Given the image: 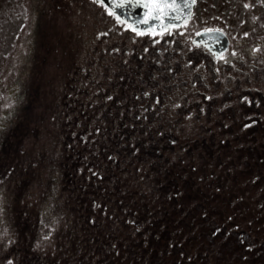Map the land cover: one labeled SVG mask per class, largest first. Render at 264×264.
<instances>
[{
    "label": "flooded vegetation",
    "instance_id": "obj_1",
    "mask_svg": "<svg viewBox=\"0 0 264 264\" xmlns=\"http://www.w3.org/2000/svg\"><path fill=\"white\" fill-rule=\"evenodd\" d=\"M232 1L243 5L245 0ZM228 7L195 0L186 24L158 30L153 36L124 27L98 6L100 24L91 32L95 45L83 59L75 55L81 61L70 63L62 81L57 103L62 104L58 114L64 121L57 137L51 136V151L57 148L55 157H60L56 159L61 165L49 169L52 180L53 172L58 175L50 193L62 195L65 206L80 214V227L106 233L104 241L100 236L95 244L117 240L113 238L116 228L97 218L99 209L104 216L116 214L119 206L126 209L129 198L150 202L179 198L189 185L187 170L189 183L196 180L199 161L210 166L219 157V166H224L217 172L226 179L227 165L247 166L253 150L262 147L264 46L259 41L251 43L246 52L241 42H234L238 30L226 29L230 27ZM245 11L240 8L236 17H244ZM215 19L222 23L214 25ZM205 28L223 29L227 47L220 36L198 39ZM52 92L49 100L55 95ZM191 191L195 194L196 188ZM25 203L19 223L27 225L32 218L35 225V215L29 217L25 209L35 203ZM40 234L49 247L51 233L43 235L42 230ZM14 238L18 240V234ZM49 252L47 248L45 255L25 257L18 253L10 261L52 264Z\"/></svg>",
    "mask_w": 264,
    "mask_h": 264
},
{
    "label": "rangeland",
    "instance_id": "obj_2",
    "mask_svg": "<svg viewBox=\"0 0 264 264\" xmlns=\"http://www.w3.org/2000/svg\"><path fill=\"white\" fill-rule=\"evenodd\" d=\"M249 2L251 1L245 0L242 5V3L232 0H210L211 7L226 8L229 5L226 20L229 21L232 28L226 27V29L233 31V28H236L238 30H235L233 34V40L236 43L241 42L242 46L246 47V52L250 50L247 45L251 43L257 44L259 41L264 46V33L262 32L264 30V4L252 2L251 5ZM76 3L74 1L66 9H62L64 17H61L59 11V15H55L58 17L48 20L49 18L40 15L35 0H0V264L11 262L8 258L12 248H7V246L13 240L12 235L15 234L10 219L15 223L16 212H18L16 210L26 205V201L29 203L33 200L35 203L32 207L27 206V211H31L34 215L33 210L35 209L37 211L35 216L37 213L40 215L42 211L43 215L54 219L51 221L53 226L57 224L56 220L60 217L57 213L59 209L54 208L57 198H54L53 193L49 192L48 196L42 195L45 190L48 191V187L51 188L50 186L54 182L49 171L43 176L32 175L31 161L29 163L27 159L34 157L38 145L44 149L45 155H48L46 158L52 159L54 155V153H50L52 137L53 139L57 137L61 130V122L64 121L62 115L58 114L63 109L61 108L62 104L58 105L57 103L59 102L57 98L63 91L61 83L67 77L70 63L73 60L81 61L72 59L74 52L77 51L76 55L79 59H83L87 56V50L95 45L92 41L91 32L97 29L100 24L97 22V16L93 13V9L95 12L97 8H95L93 0H83V4L86 5L81 7L77 6ZM248 3L249 8L247 7ZM240 8L246 9L243 12L245 16L237 18L236 13L239 12ZM86 12L89 13L86 15ZM83 22L85 25L82 24ZM213 22L214 25L222 23L217 19ZM83 29L88 32L83 34L81 32ZM245 33L247 34L245 35ZM69 46L73 50L75 48V51L72 52ZM38 83L40 87L36 91L35 88L39 85ZM51 92L55 95L49 100L48 94ZM51 109L54 111L55 118L52 117ZM37 110L40 111L38 114H41L42 117L47 116L48 121H41L43 128L41 127L42 132L38 134L39 139L34 141L36 148L26 146L27 150L23 155H27V159L23 155L18 157L17 147L20 150L23 146L21 143L17 145L16 135L18 133L21 135L28 134V138L31 130V118H23V112L34 113ZM38 114L35 113V115ZM56 119L58 123L55 122ZM7 132H12V134L11 141L5 146L4 137ZM37 141L38 143H36ZM236 141L238 142L237 139ZM261 146L264 147V138L261 141ZM262 154L264 156L263 149ZM262 154L259 153V156ZM21 158H23L21 162L23 164L20 170L24 171L23 174L27 178L28 176L30 178L26 182L24 194L19 195L21 193L16 192L19 195V198H16L14 193L15 174L18 167L17 163ZM251 160V164L255 165L248 164L242 169L240 167L242 174L237 175L236 172L232 173V171L226 177L229 198H227V192L224 191L223 195L217 193L214 197L211 195L209 197L210 205H207L205 212H203L201 204L195 203L193 198L187 195L186 190L180 193L177 202H181L182 206L178 204V207H171L169 211L163 209L164 215H161L157 224L152 223L155 230L151 233L144 228V233L147 236L144 238L146 243H143L146 244V248H153L155 253H152L154 255L151 256L149 249H147V252H144L146 253L144 256L146 261L142 259L135 264H146L148 261H152V257L161 260V262L156 261L154 264H264V199L262 197L264 173L259 171L261 168L264 169V165L258 166L264 163L257 164L256 161L252 163L253 158ZM220 162L219 157L210 166L199 161L197 171L204 173V175L217 172L224 166L221 165L222 167H220ZM229 166H226L228 170ZM251 166L259 172L255 173L256 171L253 169L251 171ZM254 176L257 177L254 178ZM245 179H253V185L245 184L247 183V180L243 182ZM239 182L241 186H239ZM101 211L102 209H99L97 213L99 220L103 218V215L100 214ZM155 211L159 214L157 208ZM71 212L70 209L69 213ZM223 214L227 218L233 216L229 224L222 222L225 223L224 228L222 225L219 226L222 229L217 230L212 225L209 230L201 228L208 223H215L217 220H219L218 222L223 221ZM60 215L62 216V214ZM60 221H65V219L62 217ZM99 222L102 223L103 221ZM108 222H104V224L117 228L115 224H112L111 219ZM51 223L50 226H52ZM234 225L238 226L236 229L240 227L237 234L230 232ZM122 229L119 233L126 234L128 229L126 227ZM205 229L207 228L205 227ZM244 231L250 232L246 234L245 238L242 236ZM199 234L204 240L191 237ZM105 235L106 233L101 234V241H104ZM125 237L123 236L122 239L124 243L116 240L115 244L120 242L122 245L130 246V249L140 248L142 245V239H139V242L135 238L129 241L130 237ZM170 239L172 240L169 245ZM197 241H202L205 244L200 250V253L205 252V254H202L200 258L195 248L192 247V243ZM62 242L69 247L67 241L62 240ZM104 245H102V258L96 259L100 264H102V260L103 264L127 263L125 257L123 259L118 257L117 262L114 263L111 260L113 250L109 244ZM134 251L141 259L143 256V253L141 254L142 248L141 252ZM133 254L134 252L129 255L132 257ZM21 264L23 263L21 262Z\"/></svg>",
    "mask_w": 264,
    "mask_h": 264
},
{
    "label": "trees",
    "instance_id": "obj_3",
    "mask_svg": "<svg viewBox=\"0 0 264 264\" xmlns=\"http://www.w3.org/2000/svg\"><path fill=\"white\" fill-rule=\"evenodd\" d=\"M38 4L39 10H40V15L47 17L48 20H51L55 17V15H59V11L61 14V17L64 15L62 14V9H66L68 6L71 5V3H73L74 1L77 2V6H85L86 4H83V0H35ZM94 4H95V8H97L94 12L93 9V13H95V15L98 14V6L99 4H97L95 2V0H93ZM81 12V11H80ZM78 13V12H77ZM89 12H86V15ZM92 13V16L94 15ZM54 15V16H53ZM53 16V17H52ZM51 17V18H50ZM83 25H85V22L82 23ZM41 29V28H40ZM84 30V29H83ZM81 31L83 34H86V31ZM71 51H75V48L73 50V48H71V46H69ZM66 52V51H65ZM77 51L74 52L73 58L72 59H76L75 55H76ZM75 61V60H73ZM72 61V62H73ZM71 62V63H72ZM63 83V82H62ZM61 83V85H62ZM39 84V83H38ZM40 84L38 86H36V91L39 90ZM37 110L34 113H28V112H23V118H27L30 117L31 118V130H30V136L27 138L28 134H17L16 135V143L17 145H19L21 143L22 149L19 150L18 149V157H21L24 152H26V146L28 145V147H33L36 148L34 141H36V139H39V133L42 132L41 127L43 128V125L41 123V121H48V117L47 116H43L41 114H38ZM40 112V111H39ZM35 113H37L38 115H35ZM56 123H58V120L56 119L55 121ZM11 134L12 132H7V134L4 137V143L5 146H7L9 144V142L11 141ZM263 134V133H262ZM261 134V136H262ZM42 136V135H41ZM36 137V138H35ZM35 138V139H34ZM264 136L262 137V141H263ZM38 143V141L36 142ZM44 145V144H43ZM45 147V145H44ZM54 149V155L52 156V159H48L46 158L44 149L40 148V146L38 145V150L35 149V154L34 157L32 156V158H28L27 159V155H23V157L25 156V158L27 159V161L30 164V168L32 167V175L33 174H39L40 176L44 175L47 171H49L50 167H53V165H61V161L59 162L56 158H60V157H55L56 155V150L57 148L53 147ZM262 149L264 150V147H260L258 146L257 151L253 150V162L256 161L257 164L260 163H264V156L262 154ZM58 151V150H57ZM249 152V150H248ZM50 153H52L51 148H50ZM259 153L262 154V156H259ZM49 154V153H48ZM254 155H256L257 157H255ZM48 156V155H47ZM22 159H20L17 167V172L15 174V191L14 193L16 194L15 196H19L24 194L25 188H26V182H28L27 180L30 178L26 175H24V171L22 172ZM249 165H255V164H249ZM264 164H260L258 166H262ZM230 171L229 174L236 172L237 175L238 174H242L241 170L239 169L240 167H231L229 166ZM242 169V167H241ZM256 171L257 172H263L264 173V169L261 168L259 169V171H257L255 168H253V166H251V171ZM20 170V171H19ZM190 170H187V172L189 173ZM186 175L187 177V181L189 184L188 188L185 189L187 192V195L190 198H193V201L195 203L201 204V207L203 208V212H205V208H207V205H210V201H209V197L212 195L214 197L215 193H217L218 195H223V191L227 192V198H229V192H228V187L226 186V179L225 177H223L221 174H219L218 172H214V173H209V174H205L204 173H199L197 171V175H196V180L193 181L192 183H189V175ZM257 176H259L257 174ZM257 176H254L257 177ZM53 178L54 180H58V175L56 174V172H53ZM230 178V177H229ZM251 178V177H250ZM253 178V179H254ZM211 179V181H210ZM253 179H245L243 180V182H246L245 184H249V185H253ZM53 180V181H54ZM55 180V183H56ZM264 180V177H263ZM240 183V182H239ZM219 184V185H218ZM244 184V183H242ZM264 184V183H262ZM53 186V184H52ZM219 186V187H218ZM239 186H241V183L239 184ZM51 187V186H50ZM192 187L196 188L195 194H193V192L191 191ZM225 190H222V189ZM51 191V188L48 187V193L45 190L44 195L46 196L47 194H49V192ZM19 192L21 194L18 195ZM192 192V194H191ZM185 194V193H183ZM48 196V195H47ZM62 196V195H61ZM57 196L56 201H55V209H59L57 211L58 215L60 216L56 221L57 224L55 226H53V222L51 223L52 218L46 217L47 215H43V212L41 211L40 215L35 216V221H37V223H35V225H32V218L29 224L27 225H23L21 226L19 223V212L20 207L18 208V212L17 213V217L15 218V223L13 222V220L10 219V222L13 224V233L15 235L18 234L19 238L18 240H16L15 235H12V241L9 242V246H7V248L11 247L12 250L10 252L9 255V260L10 259H17V254L21 253L22 257H25L29 254H33V253H37L38 255L43 254L45 255L47 252V248H50V254L52 255V264H100L96 259L98 258H102V249L103 246L102 245H98L94 243V239L98 238L101 236V234H105L104 231H92L90 228L85 227V228H81L80 227V223H81V217L80 214L78 213H74L71 212L69 213V209L65 206L63 198L62 197ZM262 197L264 199V187H263V192H262ZM55 198V196H54ZM119 204H121L120 200ZM124 201V199L122 200ZM125 201H128L129 205L127 207L124 208H120V206L116 209L117 213L116 214H109V212L107 214H105L102 218L103 221L108 222L111 219L112 224H115L117 226V230L113 233V230H107L108 233L110 234L111 232L114 234L115 239L120 240L122 243H124V241H122L123 236L126 237H130L129 241L133 240V238L137 239L139 242V239H142V245L135 249H130V246H125L122 245V243L119 242V244H115V242H112V244H110L111 249L113 250V254L111 256V260L116 263L118 257H120V259H123L125 257V260L127 261L126 264H135V263H139L142 259L145 260V254L144 252H147V249H149V254L151 253V256H153L155 253V251H153V248H146V242L145 239L147 234L144 233V228H146V230L149 231V233H151L152 231L155 230V228L152 226V223H158L157 221H159L161 215L163 213V209H166L169 211V208L171 207H178L182 206L183 204L181 202H177V198L175 197H171V198H167V197H159V198H152V201L150 202L149 199L147 198H143V197H134V198H129V199H125ZM113 202V201H112ZM156 203H157V209L159 210V214L155 211L156 210ZM150 206V208H148ZM139 207L140 210L139 212L136 211L135 208ZM132 208V210H131ZM24 209V208H23ZM26 209V208H25ZM63 210H66V212H63ZM37 211L34 209L33 213L35 215ZM62 214V216L60 215ZM27 215H29V217L33 216L31 211H27ZM65 219V221H60L61 219ZM225 218V220H224ZM233 216L230 218V216H225L223 214L222 220L221 222H218L219 220H217L215 223H208L206 226H203L201 228H204V230H209L211 229V225L214 226L215 230L217 229H222L219 228L220 225L223 226V228L225 227V223L229 224L232 220ZM22 219V218H21ZM85 222V221H83ZM87 222V221H86ZM91 222V221H90ZM95 222V219H94ZM225 222V223H222ZM17 223V224H16ZM52 224V226H50L49 224ZM109 223V222H108ZM111 224V223H110ZM205 224V223H204ZM20 225V226H19ZM17 226H19L17 228ZM112 227V225H110ZM127 228L128 231L126 234H120L119 232H121V230H123L122 228ZM205 227L207 229H205ZM236 225L233 226L232 229H230V232H233L235 234H237V231L240 230L236 229ZM43 230V235H46V232H50L51 233V238L52 241L49 243L50 246L48 247L46 242H43V240H41V231ZM47 230V231H46ZM214 230V229H213ZM214 230V232H215ZM129 233V234H128ZM250 232L248 231H244L242 232V236L243 238H245L246 234H248ZM207 234V233H206ZM64 235V236H63ZM138 235H140V237H138ZM70 236V237H69ZM125 237V238H126ZM192 238L195 239H203L202 235H194L191 236ZM61 240V241H60ZM62 240L67 241V245H69V247L65 246L66 243L62 242ZM171 240H169V245L171 244ZM204 240V239H203ZM43 242V243H41ZM145 242V243H143ZM156 244V243H155ZM34 245V246H33ZM33 246V247H32ZM125 246V247H124ZM203 246H205L204 242L202 241H197L192 243V247L195 248L196 253L199 255V258L201 257L202 254H205V252L200 253L201 248H203ZM142 248V252L140 251ZM169 250V247L167 248ZM138 251L141 252V254L143 255L141 257V259L139 258V255L134 251ZM157 252H159L158 250H156ZM108 252V249H107ZM105 252V253H107ZM111 252V250H110ZM134 252L133 256L131 257L129 254ZM148 257V256H146ZM128 259V260H127ZM159 258H153L152 257V261H148L146 264H154ZM77 261V262H75ZM161 262V260L159 261ZM163 262V261H162ZM102 264L104 263L103 260L101 262Z\"/></svg>",
    "mask_w": 264,
    "mask_h": 264
},
{
    "label": "snow or ice",
    "instance_id": "obj_4",
    "mask_svg": "<svg viewBox=\"0 0 264 264\" xmlns=\"http://www.w3.org/2000/svg\"><path fill=\"white\" fill-rule=\"evenodd\" d=\"M95 2L103 6L109 14L115 17V19L124 25L126 28H131L138 34H143L144 31H149L151 35L157 34L153 25L149 29H141L135 27L133 23H129V17L121 15L118 11L114 10L106 0H95ZM264 3V0H260ZM112 3H116L119 8H131L136 5H142L145 9L143 20L145 23L151 20H155L159 25L160 31H164L166 28L179 26L181 23H187L191 18L192 13L190 11L191 4L195 3V0H112ZM205 33H211L214 31L222 32L223 29H208L202 30ZM247 33H245L246 35ZM215 39V37H212ZM246 99V98H245ZM11 264V262H9Z\"/></svg>",
    "mask_w": 264,
    "mask_h": 264
},
{
    "label": "water",
    "instance_id": "obj_5",
    "mask_svg": "<svg viewBox=\"0 0 264 264\" xmlns=\"http://www.w3.org/2000/svg\"><path fill=\"white\" fill-rule=\"evenodd\" d=\"M110 4L111 7H113L114 10L118 11L121 15H125L129 17V23H133L135 27H139L141 29H149L153 25H156L155 30L158 31L159 25L155 20L148 21L147 23L144 22V12L145 9L142 7V5H136L134 7L128 8H119L116 3H112V0H106ZM194 4H191L190 11L193 12ZM222 37V42L224 43V48L227 47L228 44V38L227 35L224 32L214 31L211 33H201L197 37L198 39L205 40L207 37Z\"/></svg>",
    "mask_w": 264,
    "mask_h": 264
}]
</instances>
